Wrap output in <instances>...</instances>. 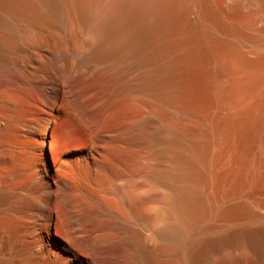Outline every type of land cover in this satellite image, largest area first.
Segmentation results:
<instances>
[{"label":"bare ground","instance_id":"bare-ground-1","mask_svg":"<svg viewBox=\"0 0 264 264\" xmlns=\"http://www.w3.org/2000/svg\"><path fill=\"white\" fill-rule=\"evenodd\" d=\"M227 1L0 0V264H264V188L240 177L264 127V0L248 14ZM3 12L76 18L99 109L74 94L80 77L10 69L22 48ZM63 95L88 132L113 104L136 99L138 116L61 147Z\"/></svg>","mask_w":264,"mask_h":264},{"label":"rangeland","instance_id":"rangeland-1","mask_svg":"<svg viewBox=\"0 0 264 264\" xmlns=\"http://www.w3.org/2000/svg\"><path fill=\"white\" fill-rule=\"evenodd\" d=\"M253 1L254 0H252V2ZM256 1L257 0H255L252 3L251 0L249 1L248 0H228L227 2L230 7L232 6L231 8L229 7L230 12L231 11L237 12L239 10L240 12H244V14H248V11L250 13L251 11L256 10L257 8V4L255 3ZM40 11H43L42 13L47 14L45 6L40 7ZM4 13L6 12H3V14L1 13L4 20L8 24H10L13 31L17 33L18 38H19V39L17 38L19 40L17 42L18 44L20 43V47L22 48L21 52L14 53V54L11 53L7 55V63L10 66V69L16 74H18L17 72L27 74L28 72H31L30 69L32 70V69L38 68L40 67L39 65H41V66L48 67L51 70L58 72V73L63 71L65 73H68L72 77H78V78L80 77L79 79L81 81L76 87L74 94L76 95V97L80 99L81 102L83 101V104L88 105L87 108L99 109L100 107L99 103H101V100H103L102 98H104L106 93L97 86L98 84L96 82H98V80H100L101 77H97L93 73V71L90 70L91 68L89 65L91 63L90 64L89 62L83 63V59L84 58L87 59L89 57L92 44L88 42L89 34L85 30V28L81 24H79L76 18L72 17V18L67 19V17H63L62 20L58 22V24L49 22L48 20H44L40 22L32 21L30 23H25L20 17H18L14 13H9V12H8L9 14H4ZM254 14H256V12H254ZM259 16H260V19L258 21V25L260 26L261 24L262 26L264 25V10L261 13H259ZM69 28H71L73 31L69 30ZM5 30L3 28L0 30V34L2 33L0 35L1 37L3 33L5 32ZM71 31L73 33H71ZM43 75L44 73H39L38 77L34 81L36 88L32 92V97H31L32 113H35L37 111V108L40 107V103H43L45 99V93L43 90L44 88L43 82L46 80V77L45 75L44 76ZM64 95L62 97L63 103L61 106V112H60L59 118L56 119V122H54V126H53L54 127L53 132H55L54 135L56 136V139L61 147L62 146L69 147L70 145H71L70 147H73L77 143L78 144L80 142L82 143L83 140L85 141L89 137L90 130L96 131L97 130L96 128L100 127L99 129H101L102 126L103 128H105L104 127L105 125H106V128L108 127L112 128L115 126L114 129H117L119 124H122V125L124 124L123 122L125 121L123 120L122 122V119L125 118V120H127L126 119L127 117L129 120L132 119L134 121L135 118L138 116V115L135 116L137 110L134 105L138 104L137 103L138 101L136 102V99L135 101L131 100L133 102L131 101L127 102L128 104L126 103V105L125 103L113 104L112 107L109 106V108L108 107L105 108V111L102 110L104 111L103 112L104 114H101L102 111L100 112L101 116L102 115H105V116H102L103 118L102 117L100 118V121H99L100 123L98 122L97 125L95 124L97 127L96 126H94V128L92 127L93 129H90L88 132L87 131L88 129H84L86 125L83 122V119L80 116V114H78L79 112L76 109V105L71 104L70 101L67 102V99H66L67 96L65 97ZM118 107L121 109H119ZM201 108L202 110L204 109L209 110L208 107H204V108L201 107ZM128 114H131V116H126ZM147 117L151 118V122H150L151 125L153 124L156 126V124L157 125L159 124L158 122L159 119L156 115L152 114L150 116L149 114ZM156 119H157V123H156ZM197 120L198 119H194V121H191V123H189L190 126L194 124H195L194 127L196 128L201 126L202 122L200 123ZM262 125L264 126V123ZM92 131H91V134H92ZM260 131L261 132L259 133L260 135L258 137L259 147L257 146L255 159H253L254 161L250 162L249 166L246 167L247 168L246 172L244 170V172L242 171L240 175V177L241 176L243 177L241 180L244 179L245 181H247V183H245L244 186L250 189L251 192L258 191L257 193H263L262 190L264 188V153H263L264 152L263 150L264 149V144H263L264 143V127ZM60 141L62 142V144ZM245 142L248 144L247 145L248 147H247L245 143V146L248 148V149L245 148V152L246 154H248L249 152L253 150V147H252L253 144L251 143L250 139H246ZM246 154L244 156V160H247L245 159V157L247 158ZM244 175L246 176L245 178H244ZM236 185L238 186V184ZM244 186L243 184H240V186L238 187L242 188ZM259 197L261 201L264 200V194H262V196L260 195ZM260 212L264 214V209H261Z\"/></svg>","mask_w":264,"mask_h":264}]
</instances>
